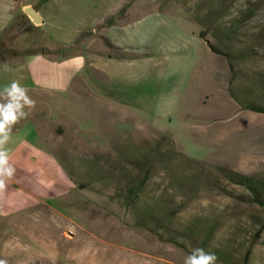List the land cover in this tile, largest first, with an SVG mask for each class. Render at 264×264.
Returning <instances> with one entry per match:
<instances>
[{
  "label": "rangeland",
  "instance_id": "374dc122",
  "mask_svg": "<svg viewBox=\"0 0 264 264\" xmlns=\"http://www.w3.org/2000/svg\"><path fill=\"white\" fill-rule=\"evenodd\" d=\"M147 1L150 10L159 6L177 24L197 28L204 41L227 51L230 62L220 55L214 64L220 89L206 106L193 104L197 111L182 131L174 120L169 130L120 117L116 123L100 121L93 105L76 99L63 103L60 92L49 95V145L29 143L26 128L5 145L15 168L0 190V259L7 264H183L195 247L214 252L217 264H242L264 208L240 200L248 192L225 179L217 166L264 182V114L243 110L264 101V78L258 75H264L259 32L264 0H232L229 14L204 21L199 17L212 0ZM246 8L255 13L239 30L240 40L227 30L222 45L213 28L233 24ZM22 12L17 5L7 15L1 32L6 47L56 49L27 26ZM249 51L257 58L250 59ZM235 56L240 71L229 86ZM210 65L204 63L199 74ZM189 88L191 94L203 90L193 81ZM155 148L159 152L153 157ZM144 165L150 178L126 206L120 196L142 176ZM248 264H264V231Z\"/></svg>",
  "mask_w": 264,
  "mask_h": 264
},
{
  "label": "crops",
  "instance_id": "0c3cea01",
  "mask_svg": "<svg viewBox=\"0 0 264 264\" xmlns=\"http://www.w3.org/2000/svg\"><path fill=\"white\" fill-rule=\"evenodd\" d=\"M40 1L0 0V35L10 11L30 5L37 7L42 23L27 18L51 44L78 45L66 56L38 53L0 62V88L18 80L36 101L12 127L8 144L26 128L29 143L49 145V95L56 92L65 95L63 103L76 99L93 105L100 121L116 123L120 117L169 130L174 120L182 131L197 111L193 104L206 106L220 89L214 64L222 57L208 48L197 28L177 24L159 6L150 10L147 0ZM208 61L207 73L199 74ZM191 81L203 90L191 94ZM201 120L205 125V117Z\"/></svg>",
  "mask_w": 264,
  "mask_h": 264
},
{
  "label": "trees",
  "instance_id": "16d2710c",
  "mask_svg": "<svg viewBox=\"0 0 264 264\" xmlns=\"http://www.w3.org/2000/svg\"><path fill=\"white\" fill-rule=\"evenodd\" d=\"M46 1L47 0H41L39 4H42ZM209 2H213V5H211V4H210V6L208 5L207 10L202 11L203 13H205V15L199 17V18H201L202 21H204L203 17H208V18H212V19L216 20V19L221 18L223 15L229 14L231 12V9H233V7H231V4L234 3V2H232V0H220V3H218L217 5L213 0L209 1ZM226 2H229V5H226ZM35 9H37V7H35ZM240 12H241L240 15L234 20L233 24L228 23L227 25H222V26H220L221 29H219V30L213 28L212 34L215 36V39H217L218 41L221 42L222 45H225L226 40H228V37L225 38V36H227L225 31H227V30H229L228 36H230L231 38H236V41L240 40L239 30L243 27L244 23H247L255 13L252 10V8L240 9ZM21 16L29 28H32L35 31L39 32L40 34L44 35L43 31L40 28L35 27L29 21V19L27 18V16L24 13H22ZM106 24L110 25V22L107 21ZM259 32L261 34L260 38L264 41V24L260 27ZM218 34L221 35V37L220 36L218 37ZM244 34H246V33H244ZM203 35H204V33H200L199 37L204 40L205 37ZM205 41L213 53L219 54L225 58H228L229 62H230L231 56L228 55L227 51H222L220 48L210 44L207 40H205ZM79 42H80V40H79ZM105 44H107V46H111V44L108 41H105ZM244 44H245V42L243 43V45ZM77 45H78V41L72 47H61V46L59 47L58 46L56 49H52V50H50L46 47H37L34 49L29 48V49H26L25 51H18V50L9 49L8 47H6L4 33H2L0 35V62L9 60V59L15 58V57L34 55V54H38V53L39 54H45V55L66 56V55L72 53L73 50L76 49ZM237 52H241V51H237ZM249 53L250 54L248 57L250 59L257 58V57H255L256 55H252V53H254V51H251V52L249 51ZM239 56H235L234 59L239 57ZM233 63L236 64L237 67L235 65H231L229 63V71H230V78L228 81L229 86H231L232 81H234L235 75L239 74V71H240L239 66H240L241 61H238L235 59V61H233ZM254 74H257V73H254ZM258 75H260L261 77L264 78L263 74L259 73ZM260 104L261 105L264 104V101L261 100ZM261 105L260 106L259 105H253L251 107H245V108H243V110L254 112V113L264 114V106H261ZM159 146L160 145H157L156 148H158ZM156 148L152 150L153 157H156L158 155L159 151ZM217 170L230 183L239 185V186L243 187L248 192V195L245 197L238 196V198L240 200L247 202V203L258 204L262 208H264V182L262 180L256 179L255 177L246 176V175H243L241 173L235 172V171L231 170L228 166H225V165H218ZM143 172L144 173L142 174V176L134 184H130L128 187H126L125 190H123V192H122L123 194L120 197H122V203L124 205L130 206V204L135 201L137 194L145 187L148 179L150 178L149 173H148V166L145 167V165H144ZM169 216L171 217V216H173V214H170ZM148 220L150 221L151 219L148 218ZM257 223H258L259 227L257 229L256 235L253 236V239L251 240V243H250L247 251L245 252V254L243 256L242 264H248V262L250 260V256H251V249L255 244H257V240H258L259 235L264 231V219L261 221L258 220ZM206 238L209 239V233L206 235Z\"/></svg>",
  "mask_w": 264,
  "mask_h": 264
},
{
  "label": "clouds",
  "instance_id": "9594fccd",
  "mask_svg": "<svg viewBox=\"0 0 264 264\" xmlns=\"http://www.w3.org/2000/svg\"><path fill=\"white\" fill-rule=\"evenodd\" d=\"M36 101L28 95V89L18 80H13L0 88V190L6 187V180L14 176L15 168L10 164L8 144L12 126L28 115L26 109L34 108ZM214 252L195 247L185 253L183 264H217ZM0 264H7L0 259Z\"/></svg>",
  "mask_w": 264,
  "mask_h": 264
},
{
  "label": "water",
  "instance_id": "95a60500",
  "mask_svg": "<svg viewBox=\"0 0 264 264\" xmlns=\"http://www.w3.org/2000/svg\"><path fill=\"white\" fill-rule=\"evenodd\" d=\"M24 14L31 20V22L35 25H41L42 20L39 14L37 13L36 9L33 7H25L23 9Z\"/></svg>",
  "mask_w": 264,
  "mask_h": 264
},
{
  "label": "bare ground",
  "instance_id": "6f19581e",
  "mask_svg": "<svg viewBox=\"0 0 264 264\" xmlns=\"http://www.w3.org/2000/svg\"><path fill=\"white\" fill-rule=\"evenodd\" d=\"M57 238V237H56ZM61 238V237H60ZM93 239H95V240H97V237H93ZM55 240V239H54ZM97 241H99V242H103L102 240H97ZM57 242V241H56ZM61 243V242H60ZM94 244V243H93ZM98 245V244H97Z\"/></svg>",
  "mask_w": 264,
  "mask_h": 264
}]
</instances>
